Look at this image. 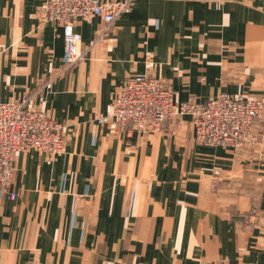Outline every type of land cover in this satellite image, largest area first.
I'll list each match as a JSON object with an SVG mask.
<instances>
[{
  "label": "crops",
  "instance_id": "obj_1",
  "mask_svg": "<svg viewBox=\"0 0 264 264\" xmlns=\"http://www.w3.org/2000/svg\"><path fill=\"white\" fill-rule=\"evenodd\" d=\"M45 1L0 0V103L63 71L44 108L67 147L51 163L16 155L0 264H264V121L260 145L240 150L197 144L189 116L158 133L101 122L137 76L162 79L177 104L264 98V0H138L105 46H91L101 18L79 23L87 58L67 71Z\"/></svg>",
  "mask_w": 264,
  "mask_h": 264
},
{
  "label": "built area",
  "instance_id": "obj_2",
  "mask_svg": "<svg viewBox=\"0 0 264 264\" xmlns=\"http://www.w3.org/2000/svg\"><path fill=\"white\" fill-rule=\"evenodd\" d=\"M137 1L46 0L43 5L46 18L64 31L66 68L87 57L81 51V37L76 32L79 23L101 18L104 28L91 46H105L113 40V24L130 13ZM44 86L38 98L26 95L19 102L0 103V198L7 194L12 199L16 198L11 194L16 154L38 150L57 156L65 152L63 125L38 106L46 101L52 82ZM263 110V100H249L243 95L225 93L203 103L190 97L177 104L172 88L158 78L144 75L126 83L101 121L116 122L123 127L134 125L139 130L156 132L166 120L191 116L196 142L206 146L244 147L256 141L254 123Z\"/></svg>",
  "mask_w": 264,
  "mask_h": 264
},
{
  "label": "rangeland",
  "instance_id": "obj_3",
  "mask_svg": "<svg viewBox=\"0 0 264 264\" xmlns=\"http://www.w3.org/2000/svg\"><path fill=\"white\" fill-rule=\"evenodd\" d=\"M98 45V44H97ZM95 46V45H94ZM80 48H81V46H80ZM82 51V50H81ZM83 53H86V55H87V52L86 51H82ZM87 58V57H86ZM86 58H84L83 60H85ZM83 60H81V61H83ZM80 61V62H81ZM63 62H64V58H63ZM80 62H78V63H80ZM77 63V64H78ZM77 64H75V65H77ZM75 65H73V66H71L70 68H66V65H65V63H64V71H67V70H69V69H71L72 67H74ZM63 73V71H61L58 75H56V76H54V77H52V78H50V79H48L46 82H44V83H42L34 92H32V93H30V94H25L24 96H26V95H35V97L36 98H38V93L40 92V91H43L44 90V85H46L47 83H49V82H52V87H51V89H50V91H49V93H48V95H47V97H46V101L44 102V103H41V104H39L38 106H39V108L40 109H42V110H44L46 113H47V115L51 118V119H53V120H55L53 117H51L50 116V114L48 113V111L44 108V105L46 104V102H47V100H48V97H49V95L51 94V91H52V88H53V83H54V81L56 80V78H58L61 74ZM156 78V77H155ZM159 79V78H158ZM165 85H167L168 87H170V88H172L170 85H168L166 82H164L162 79H160ZM125 87V86H124ZM124 89V88H123ZM122 89V90H123ZM121 90V91H122ZM173 90V89H172ZM120 91V92H121ZM173 92H174V90H173ZM225 94H227V93H225ZM227 95H230V96H235V95H243V97H245L246 99H249V100H255V101H262L263 100V105H264V98H253V97H248L247 95H244V94H227ZM45 96H46V94H45ZM23 97V96H22ZM117 97V96H116ZM115 97V98H116ZM115 98H114V100H115ZM197 99V98H196ZM21 99H19L18 101H15V102H19ZM114 100H113V102H114ZM188 100V99H187ZM186 100V101H187ZM198 100V99H197ZM199 101V100H198ZM113 102L111 103V105L109 106V107H111L112 106V104H113ZM182 102H185V101H182ZM199 102H201V101H199ZM181 103V102H180ZM108 113V112H107ZM106 116V115H105ZM105 116H103V117H105ZM102 117V118H103ZM182 117H184V116H180V117H177V118H175V119H169V120H166L163 124H162V126L160 127V129L158 130V131H156V132H154V131H143V130H139V129H137L134 125L132 126V125H127V126H125V127H129V126H131L133 129H135V130H138V131H140V132H145V133H158V132H161L162 130H163V127H164V125L167 123V122H169V121H175V120H177V119H180V118H182ZM189 117H191V116H189ZM101 118V119H102ZM191 119H192V117H191ZM56 121V120H55ZM261 121H264V110L262 111V114H261V116L255 121V123H254V128H253V134L256 136V141L255 142H253L251 145H245L244 147H230V146H223V147H228V148H232V149H236V150H240V149H246V148H255V147H258L259 145H260V143H261V135H260V133H259V131H258V129H257V126H258V123L259 122H261ZM58 122V121H57ZM102 122V121H101ZM60 123V122H59ZM103 123V122H102ZM192 123H193V119H192ZM62 125H63V136H64V140H65V150H66V147H67V140H66V137H65V130H66V127H65V125L63 124V123H61ZM104 124H115V125H118V126H121L120 124H118V123H116V122H109V123H104ZM122 127V126H121ZM193 127H194V123H193ZM194 141L196 142V140H195V127H194ZM197 144H199V145H202V144H200V143H198V142H196ZM209 146V145H208ZM219 146H222V145H219ZM212 147H217V146H212ZM30 151H38V150H30ZM27 152H29V151H27ZM38 152H41V151H38ZM23 153H26V152H23ZM41 153H43V152H41ZM64 153V152H63ZM62 153V154H63ZM19 154V153H18ZM18 154H16V155H18ZM44 154H46V153H44ZM16 155H15V157H16ZM48 157H49V163H51V161L55 158V157H57V156H59V155H61V154H59V155H57V156H50L49 154H46ZM15 157H14V159H15ZM218 172H219V174H218ZM214 173H216L215 175L216 176H218V177H220L221 175H222V172L218 169V170H215V172ZM217 177V178H218ZM5 196V195H4ZM3 197V196H2ZM2 197L0 198V200L2 199ZM10 197H11V195H10Z\"/></svg>",
  "mask_w": 264,
  "mask_h": 264
}]
</instances>
